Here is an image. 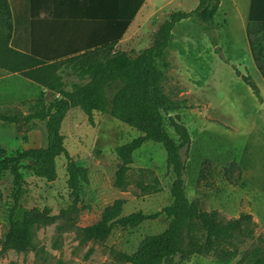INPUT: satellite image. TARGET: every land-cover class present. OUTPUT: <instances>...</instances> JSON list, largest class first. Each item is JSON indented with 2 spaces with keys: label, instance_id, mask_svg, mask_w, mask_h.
<instances>
[{
  "label": "rangeland",
  "instance_id": "obj_1",
  "mask_svg": "<svg viewBox=\"0 0 264 264\" xmlns=\"http://www.w3.org/2000/svg\"><path fill=\"white\" fill-rule=\"evenodd\" d=\"M199 2L147 0L143 21L117 49L136 55L152 44L154 33L173 12L192 11ZM237 2L236 7L232 0H224L216 16L221 26L217 37L222 53L215 52L210 36L199 24L184 20L176 25L165 57L162 90L173 101L186 104L182 117L192 137L185 153L188 198L205 210H217L225 219L251 214L255 235L236 239L234 247L224 246L237 250L235 257L220 252L196 254L180 264H239L262 244L260 238L264 237V80L250 54V43L255 42L250 27L249 40L246 37V0ZM64 31L57 36V48L68 47L69 37ZM38 32L42 39L40 29ZM243 75L251 76L260 96ZM65 81L68 89L83 83L77 77L65 76ZM128 83L129 78L118 77L107 84V102L103 111L95 112L94 123L81 108L72 109L63 123L62 134L70 156L89 171L90 183L84 187L78 204L70 196L65 155L57 160L58 178L54 182L25 170V192L18 217L33 208H48L50 215L55 216L53 221L35 227L34 247L27 252L4 249L13 200L10 174L1 178L0 264H129L122 261V254L134 253L146 236L167 229L169 220L163 215L137 228H115L104 241L85 239L84 230L99 222L117 200L123 201V215L160 212L174 201V178L167 164V151L152 141L135 152L127 186L120 189L115 185L120 165L116 148L141 135L110 114L114 96ZM41 97L50 100L58 95L20 73L0 68V106L4 112L27 114ZM47 141L43 123L0 121V148L9 155L45 147ZM205 159L211 160L212 165L207 177L198 183Z\"/></svg>",
  "mask_w": 264,
  "mask_h": 264
},
{
  "label": "trees",
  "instance_id": "obj_2",
  "mask_svg": "<svg viewBox=\"0 0 264 264\" xmlns=\"http://www.w3.org/2000/svg\"><path fill=\"white\" fill-rule=\"evenodd\" d=\"M146 0H104L113 5L116 21L128 5L134 9L126 17H119L120 30L109 34V40L92 44L91 47H44L36 22L41 19L43 0H0V68L10 73H20L44 89L57 94L47 100L39 98L27 114H10L0 106V121L13 124L43 123L47 132V145L39 148L19 150L9 155L0 148V180L9 173L12 182V206L8 217L9 228L4 238V249L27 252L34 247L35 227L47 224L55 216L50 210L33 208L18 217L21 200L25 192V170L38 178L54 182L58 178L57 160L62 155L67 159L68 187L74 204L81 201L84 187L90 183L89 171L79 166L70 156L62 126L68 113L81 108L94 123L95 112L104 110L107 102V84L118 77L129 78L130 83L121 88L112 100L110 114L116 120L138 130L141 135L116 148L120 165L116 172L115 185L124 189L127 175L134 163L135 152L149 141L162 144L167 151V164L173 174L171 194L173 203L156 213L144 211L123 215V201L117 200L108 207L101 220L84 230L85 239L104 241L115 228H137L143 223L166 216L167 229L158 234L146 236L132 254H122L121 259L129 264H180L199 254L208 256L220 252L235 257L236 239L253 238V217L242 214L238 218L225 219L217 210L203 209L198 202L191 201L186 192L185 153L192 144L191 133L184 123L182 114L184 102H175L162 90L165 79V57L176 25L184 20L199 24L210 36L217 54L223 49L218 44L216 22L222 0H200L192 11H175L153 35L152 44L136 55L117 49L139 9ZM105 7V4L103 5ZM104 9V10H105ZM250 22L264 23V17L252 10ZM262 42L251 41V47L258 55ZM257 47V48H256ZM264 74V65L260 66ZM241 75L240 72H238ZM67 77L83 81L68 89ZM256 95L260 89L250 75H243ZM212 165L205 159L200 170L199 181L207 177ZM229 176V170H226ZM261 245L251 250L239 264H264V237Z\"/></svg>",
  "mask_w": 264,
  "mask_h": 264
},
{
  "label": "crops",
  "instance_id": "obj_3",
  "mask_svg": "<svg viewBox=\"0 0 264 264\" xmlns=\"http://www.w3.org/2000/svg\"><path fill=\"white\" fill-rule=\"evenodd\" d=\"M104 0H43V11L41 12V19L36 22V26L41 31L42 45L44 47H57L58 35L65 34L69 37L66 42L69 47H91L92 44H98L100 41L109 40V34L113 35L120 30V21L122 18L128 16L134 9L133 5H128L122 10V15H118V22L116 21L113 12V5L104 3ZM233 4L237 5V0H232ZM105 4L106 9L103 8ZM224 4L222 0L221 7ZM147 5V0L143 3L134 20L128 27L126 33L118 43L117 47L125 41L128 37L133 36L136 29L139 27L146 13L144 12ZM237 7V6H236ZM105 9V10H104ZM246 37L249 40V30L251 28L250 36L253 37L255 42H264V23L250 22V13L253 10L254 14L264 17V0H246ZM244 17V16H243ZM120 22V23H119ZM64 27V29H63ZM53 38V39H52ZM260 40V41H258ZM262 42V43H263ZM51 43V44H50ZM66 45V44H65ZM261 45V48H263ZM251 56L253 63L256 65L258 71L261 73L264 80V74L260 66L264 65V54L261 52L258 55V63L255 60V54L251 47ZM264 50V48H263Z\"/></svg>",
  "mask_w": 264,
  "mask_h": 264
}]
</instances>
